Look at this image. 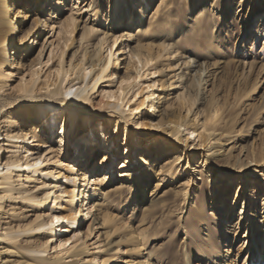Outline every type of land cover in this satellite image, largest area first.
<instances>
[{
  "label": "bare ground",
  "instance_id": "1",
  "mask_svg": "<svg viewBox=\"0 0 264 264\" xmlns=\"http://www.w3.org/2000/svg\"><path fill=\"white\" fill-rule=\"evenodd\" d=\"M64 1L69 0H0V264H112L116 260L114 255L110 257L111 252L119 253L125 249L130 254L137 253L140 247L144 248L148 243L145 230L135 236L134 233L140 227L136 231L129 230L126 219L119 213L114 214V205L102 194L106 188V176L120 160L122 148L119 143L115 137L107 141L104 139L98 147H105L106 151H94L96 149L92 148L91 142L84 149L78 142V135L88 133V126L92 122L88 119L94 115L109 122L114 121L117 125L124 123L131 127L133 115L127 116L119 112L122 105L107 103L105 106H112L111 109H93L92 92L104 79L113 82L111 59L115 63L118 61L113 52L118 38L115 37L108 47L107 43L113 33L106 32L102 38L98 36L103 34L101 31L104 25L101 21L104 19L113 21L121 15L122 20L117 24L125 25L127 19L130 23L133 17L141 22V16L144 17L154 0H136L137 7L131 5V0H110L108 11L97 8L91 25L90 16V21L84 23L71 13L62 15L67 11L63 10L64 7L68 5ZM98 1L103 0H92L87 5V12L93 11ZM189 1L197 4L198 0ZM175 2L176 0L162 2L151 18L154 19L152 24L159 27L178 21L173 18L172 4ZM260 4L264 6V0H260ZM74 5H71V9L76 7ZM214 5L225 7L227 13L234 11L231 0H216ZM198 7L200 8L199 5L196 6ZM164 9L168 13L161 14ZM157 15L159 16L156 18ZM80 25L82 34L79 46L91 43L96 50L87 53L86 49L82 58H77L65 69L64 57L72 48L71 36L80 31ZM123 32L121 39L125 36V41L121 44L124 46L116 55H124L120 61H123V69L127 71L120 77L117 89L118 92H123L121 101L124 106L133 101L127 96H133L134 89L138 90L136 96L143 92H139L137 82L133 85H129V82L141 79V71L151 63H155V69L160 68L155 74H160L158 83L161 89L171 87L166 86L167 81H162L164 67L166 69L174 64L181 74L182 86L180 89L175 88L180 91H175L171 102H167L168 95L160 94L162 91L156 96L152 92L150 96L155 97L154 101L150 96H142L131 110V113L138 112L145 106L149 123L146 125V138L142 145L129 142L125 146V158L119 164V175L131 185L137 200L142 202L151 186L158 187L159 179L155 167L145 166L144 161L149 157L158 161L170 149L178 150L179 144L187 147L190 142L188 136L195 134L194 139L198 140L199 146L207 149L206 152H212L211 159L225 165L230 163L231 148L227 152L225 149L221 152L222 144L229 139H223V134L214 129L217 119L213 115L214 98L211 94L215 88L214 79L222 73L226 64L210 62L209 57H203L202 60L197 58L192 62L187 60L189 57L182 51V46L196 45L200 43V38L185 30L177 28L171 35H167L147 29L138 36V43L141 45L136 47H130L129 39L132 36H126ZM50 33L56 34V38L47 45L51 38L47 35ZM40 38L41 44L38 43ZM54 45L57 50L56 61L52 48ZM48 48H52V56H48L47 61L43 62ZM105 48L107 54L104 56ZM191 68V72L195 71V78L190 75ZM15 76L18 77L17 84L10 89L7 83ZM41 78L43 80L39 82ZM123 83L128 86L121 88ZM208 88L210 94L205 96L204 91ZM10 90L13 93L4 94ZM108 98L115 96L109 94ZM119 98L115 99L119 101ZM197 120H201L200 125ZM129 135L130 132L126 134L125 141ZM211 140H215L213 147L210 146ZM113 143L114 148L111 146ZM143 154L146 156H141L138 161V157ZM97 156L101 157L95 169L90 171L87 166L83 167L81 159L88 160L89 163ZM63 158H67V161H63ZM197 158V153L191 155V160L194 161L191 165L204 170L207 155L203 153L200 157L202 161L196 165ZM59 168L66 170L65 177H61L64 185L63 181H59L62 175L58 172ZM99 173L102 175H98ZM224 189L222 186L221 193ZM214 202L216 204L217 201ZM150 204V207L143 209L142 218L156 212L158 200L151 201ZM217 219L221 224L220 217ZM64 223L69 226L68 230L74 232V236L59 239L56 246L54 242L57 233L62 230L60 227ZM84 223L87 224L86 233L92 232L97 225L103 227L101 236L106 247L104 253L93 255L88 262L82 257L84 253L80 249L72 251L73 248L66 247L72 238H80L78 236ZM224 229L230 236V226H224ZM215 237L210 234L204 245L198 246L197 250L193 249L194 252H201L204 258L218 255L222 264H230L227 261L230 249L222 251L220 240ZM67 253L70 254L67 258L73 259L71 263L65 262L64 256ZM164 256L174 257L171 253ZM117 257L116 259L122 258ZM132 258L131 264L164 262L163 257L154 261L150 253L146 260L139 262L135 257ZM247 262L264 264V261L252 260L251 255Z\"/></svg>",
  "mask_w": 264,
  "mask_h": 264
},
{
  "label": "rangeland",
  "instance_id": "2",
  "mask_svg": "<svg viewBox=\"0 0 264 264\" xmlns=\"http://www.w3.org/2000/svg\"><path fill=\"white\" fill-rule=\"evenodd\" d=\"M164 1L170 0H154L144 17L141 16V22L133 17L130 23L129 19H127L125 25L117 24V22L122 20L121 15L113 21L105 19L101 21L102 25H104L101 31L103 34L98 37H104L106 32L113 33L107 43L108 47L115 37L118 38V42L113 47V52L118 61L115 63L114 59H111L113 82L108 79L102 80L92 92L91 103L95 110L99 107L102 110L111 109L112 106H105L107 103L122 105L119 108V112H123L127 116L132 114L133 123L129 128L124 123L117 125L114 121L109 122L105 118L94 115L88 119V121L92 120L90 122L91 125L87 129L89 134L78 135L80 137L78 139L80 145L87 149L88 144L91 142L92 148L96 149L94 151H106L105 147H98L99 143L104 139L107 141L115 137L116 142L122 148V152L120 153V160L117 162L118 165L106 176V188L102 194L105 199L114 205L117 211H114V214L119 213L120 216L126 219L129 230L134 229L136 231L135 229L140 227L138 232H133L135 236L140 231L145 230V235L148 239L147 245L144 248L140 247L137 253L130 254L125 249L119 253L111 252L110 257L114 255V260H116L112 264H131L132 257H135L137 262L146 260L149 253L154 261H159L163 257V264H188V262L191 264H214V262H216L215 264H222V260L218 259V255H213L212 258H204L201 252H198V254L197 251L196 253L194 252L198 246L204 245L210 234L214 237L217 236L215 238L220 240L222 251L230 249V254L227 258L230 264H248L247 261L250 255L255 262H263L264 6H261L260 0H231L234 11L227 13L225 7L214 5L216 0H198L197 4L189 0H176L172 4V9L173 18L178 21L156 27L155 24H152L154 19L151 20V18L158 6ZM64 2L68 5L64 7L63 10L66 9L67 11H64L62 15L71 13L74 17L87 23V21H90L88 20L89 16L91 18L94 17L98 7L108 11L110 0L98 1L91 12H87V5L92 0H79V3H77V0ZM136 2V0H131V5L137 7ZM72 4H75L74 6L76 7L71 9ZM197 5L200 6V8L198 7L199 9L196 8ZM164 12H167V9L162 10L161 14H164ZM11 13L10 11V15ZM93 20L92 18L90 25ZM79 27L80 31H76L71 36L73 41L72 48L68 50L64 57L65 69H68L69 65L74 63L77 58H82L86 49L87 53H92L96 50L95 45L91 43L83 44L82 47L79 46L82 25ZM177 28L200 38V43L196 45L186 44L182 46V51L189 57L187 60L192 62L197 58L202 60L203 57H209L210 62L216 61L219 64H226L222 73L214 79L215 88L211 94L214 98L212 104L213 115L217 119V126L214 129L215 132L223 134V139H229L225 144H222L223 149L221 152L224 149L227 152L231 148V160L228 165H225L215 159H211L210 155L212 152H206L207 149L199 146L198 140L194 139L195 134L188 136L190 142L187 147L179 144L178 150L170 149L168 152L166 151L167 154L158 161L152 160L150 157L144 161L145 166L152 165L155 167L157 178L159 179L158 187L151 186L148 189L145 201L140 202L137 200L135 190L131 189V185L124 182V177L119 175V164L125 158L123 156L125 154V146L129 142L135 145H142L143 139L146 138L144 134L147 130L146 125L149 123L148 116L145 115V106L138 112L131 113V110L135 107V102L140 101L142 96H144L143 98L150 96L153 94L152 92L156 96L162 91L160 94L168 95L169 99L167 102H171L175 91H180L175 90V88L178 87L180 89L182 86L181 74L174 64L166 69L164 67L162 69V81H167L166 86L171 85V87L167 90L161 89L160 83H158L160 74H155L160 68L155 69V63H151L144 71H141V79L129 82V85L137 82L139 92L142 90L143 92L136 96L138 90L134 89L133 96H130L131 94L127 96L133 101H129L124 106L121 101L123 92H118L117 89L119 88L120 77L127 71L123 69V61H120L124 58V55L117 56L116 54L124 46V44H121V42L124 43L125 41V36L121 39L122 31H124L123 33L126 36H132L129 39L130 47H136L141 45V43H138V36L145 33L147 29L153 30L157 34L171 35V32ZM47 36L51 37L47 41V45L50 41L53 43L56 34L50 33ZM41 42L42 38L39 39L38 43L41 44ZM52 48L54 50V60L56 61L57 50L55 45ZM52 48H48L46 51L42 59L43 62L47 61L48 56H52L50 55V49ZM106 49H104V56L107 54L105 52ZM173 59L174 57H172L171 61ZM138 67H141V65H138ZM192 69H190V75L195 78V71L191 72ZM143 72L144 74L142 75ZM17 80V76L11 78L7 83L9 85L8 88L14 87L17 84ZM42 80L41 78L39 82ZM154 81L156 82L154 87H152ZM127 86V83H123L121 88ZM149 86L151 87L148 88ZM9 92L10 94L13 93L10 90L4 94ZM41 92L43 93L44 90H41ZM72 92H75V88ZM204 93L205 96L209 95V88ZM109 94H114L115 98L120 97V100L108 98ZM134 96L136 98H133ZM154 96H150V98L153 100L155 99ZM165 106L166 104L163 108ZM197 123L200 125L201 120H197ZM200 131L201 129L198 132ZM129 132L128 140L125 141L126 134ZM85 141L87 142L85 143ZM214 144L215 140H211L210 146L213 147ZM111 146L114 148L115 143ZM193 153L198 155L196 165L202 161L200 157H202L203 153L207 155L208 160L204 170L191 165L194 162L191 160ZM141 156L145 157L146 155H140L138 161ZM100 157L97 156L89 163L87 162L88 160L81 159L83 167L87 166L90 171L95 169ZM63 161H67V158L65 160L63 158ZM58 172L62 174L59 181H63L61 177H65L66 170L59 168ZM98 175H102V173ZM62 184L64 185V181ZM222 186L225 189L221 193ZM235 199L236 204L234 205ZM155 200H158L156 212L154 214H146L145 218H142L143 209L150 207V202ZM214 201H217L216 204ZM218 217H220L221 224L218 222ZM86 226L87 224L84 223L80 229L81 233L79 236L76 235L80 238H72L66 247L73 248L72 251L80 249L84 253L82 257L88 262L93 255L104 253L106 247H104L103 237L101 236L104 232L103 227L97 225L92 232L86 233ZM224 226H230V236ZM68 227L66 223L60 227L62 230L57 233L54 245L57 246L58 240L61 238L74 236V232L68 230ZM194 246L196 247L193 248ZM259 251H261V254ZM170 253L174 257L164 256ZM117 255L122 258L116 259L118 258ZM67 256H70V254L67 253L64 256L66 258L65 262L71 263L73 259L71 257L67 258Z\"/></svg>",
  "mask_w": 264,
  "mask_h": 264
}]
</instances>
